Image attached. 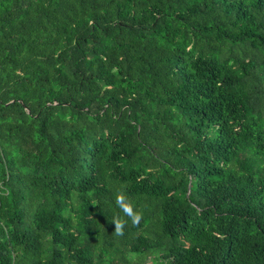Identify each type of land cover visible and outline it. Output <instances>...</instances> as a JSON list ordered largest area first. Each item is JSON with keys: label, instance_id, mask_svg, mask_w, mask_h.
<instances>
[{"label": "trees", "instance_id": "1", "mask_svg": "<svg viewBox=\"0 0 264 264\" xmlns=\"http://www.w3.org/2000/svg\"><path fill=\"white\" fill-rule=\"evenodd\" d=\"M149 260L264 264V0H0V264Z\"/></svg>", "mask_w": 264, "mask_h": 264}, {"label": "clouds", "instance_id": "2", "mask_svg": "<svg viewBox=\"0 0 264 264\" xmlns=\"http://www.w3.org/2000/svg\"><path fill=\"white\" fill-rule=\"evenodd\" d=\"M115 205L119 208L120 212L123 213V217L126 219H121L118 215L114 220L115 232L117 235H122L125 225L128 221L132 224H139L143 218L142 212L137 211L132 202L128 199L124 190H118L115 193ZM119 221V222H118Z\"/></svg>", "mask_w": 264, "mask_h": 264}, {"label": "rangeland", "instance_id": "3", "mask_svg": "<svg viewBox=\"0 0 264 264\" xmlns=\"http://www.w3.org/2000/svg\"><path fill=\"white\" fill-rule=\"evenodd\" d=\"M155 262L154 261H152V260H149L148 261V264H154ZM155 264H157V263H155Z\"/></svg>", "mask_w": 264, "mask_h": 264}]
</instances>
